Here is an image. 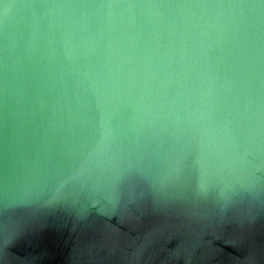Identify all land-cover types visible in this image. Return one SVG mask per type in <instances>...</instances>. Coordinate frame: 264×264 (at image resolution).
Returning <instances> with one entry per match:
<instances>
[{
	"label": "water",
	"instance_id": "95a60500",
	"mask_svg": "<svg viewBox=\"0 0 264 264\" xmlns=\"http://www.w3.org/2000/svg\"><path fill=\"white\" fill-rule=\"evenodd\" d=\"M0 264H264V0H0Z\"/></svg>",
	"mask_w": 264,
	"mask_h": 264
}]
</instances>
